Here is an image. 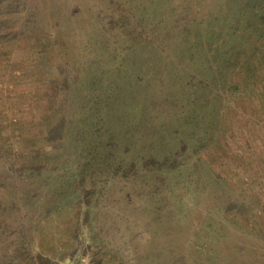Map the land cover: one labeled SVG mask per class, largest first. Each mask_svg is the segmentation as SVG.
I'll return each mask as SVG.
<instances>
[{
	"label": "rangeland",
	"instance_id": "obj_1",
	"mask_svg": "<svg viewBox=\"0 0 264 264\" xmlns=\"http://www.w3.org/2000/svg\"><path fill=\"white\" fill-rule=\"evenodd\" d=\"M10 1L26 14L22 0H0V15ZM255 1L80 0L82 12L106 7L120 23L103 26L104 37L91 22L70 33L68 63L98 56L104 73L92 80L93 97L76 82L61 97L65 107L112 122V152L129 176L57 185L68 199L49 198L53 185L37 190L38 214L27 219L42 236L23 251L19 227H0V264H264V72L249 71L252 87L229 89L250 55L214 48L235 16L243 25L263 11L264 0ZM15 32L0 21V170L16 177L19 153L39 148L41 141L24 143L52 110L56 80L42 72L45 58L25 59L29 46ZM101 89L116 91L111 108L101 109ZM52 197L68 206L42 223Z\"/></svg>",
	"mask_w": 264,
	"mask_h": 264
},
{
	"label": "trees",
	"instance_id": "obj_2",
	"mask_svg": "<svg viewBox=\"0 0 264 264\" xmlns=\"http://www.w3.org/2000/svg\"><path fill=\"white\" fill-rule=\"evenodd\" d=\"M253 1L255 0H247L248 3ZM22 2L24 6H27L24 8L27 9L26 14L21 16L14 9L17 5L11 2L9 7L7 5L6 12L0 15V21L3 22V26L15 28L17 30L15 33L21 35V39L19 37L17 39L29 46V55L25 59L38 64L45 58V65H42L41 70L56 80L54 81L56 88L52 110L42 115L39 119L40 125L36 124L30 139L24 143L36 144L41 141L37 143L39 148L34 154L29 150H24V154L19 153L21 158L18 157L22 163L19 165L21 168L16 177L14 174L9 175V170H0V177H2L1 174L5 175L0 181V227H19L16 232L24 236L21 248L26 251L30 245L32 246V240H36V234L41 237L43 233L41 226L40 230L37 227L38 221L33 223V220L27 219L31 216L32 219L38 214L33 209L34 203L32 202L40 196L37 190L40 191L42 187L44 189L47 185H53L47 189L51 193V195L48 194L49 198L54 196L68 199L71 197L70 190L65 189V186L57 185H86L85 183L95 176H99L103 184H110L120 178L128 177L129 173L125 172L122 175L123 169L115 161L116 152L113 153L112 149L115 147L113 141L116 139L117 132L111 130L112 122L109 119L107 123L102 121L104 118L100 117L101 113L93 116V110L89 108H85V111L65 107L61 97L65 96V91L69 89L72 82H76L75 90L83 95H87V92L91 90L89 94L92 93L91 97H93L96 90H93L94 81L92 80L93 78L97 80V77L104 73L101 68V59L98 56H89L87 59L86 56H80L76 59L77 61L68 63L70 60L67 52L68 38L77 32H82L88 22L94 24V31L100 37L107 36L109 30H103V26L117 27L120 20L110 15L106 7L103 9L95 6L93 10L88 8L91 13H88L89 10L82 12L80 7H77L80 0H22ZM257 2L253 3L257 4ZM237 16H235L237 23L233 30L224 34L223 40L219 41L218 45H214L217 49L224 47L231 49L234 54L243 49L250 55L247 60L240 62V74H237V79L234 81L232 78L229 82L228 86L231 85L229 89L233 86L234 90L240 87H252L254 84L252 77L255 75L249 74V71L253 72L261 67L264 72V8L263 11L259 10L255 15L251 14L250 17L244 18L243 25L239 23L240 17ZM77 22L80 23L76 24ZM93 34L95 33L89 35V40L94 39ZM99 38L95 37L96 42ZM62 43L66 44V50ZM69 64H73L74 67H70ZM87 71L89 77L85 75ZM115 74L120 76L121 73L115 72ZM98 82L102 85V82L99 80ZM105 92L107 93L104 94ZM91 97L90 101L94 100ZM115 97L116 91L112 89H104V91L101 89L99 95H96L99 103L100 101L105 102V106H101L104 110L108 106L111 108ZM93 109L100 112L97 107ZM114 109L119 111L118 108L114 107ZM85 114L87 116L84 118ZM99 122L106 123L104 128H102L103 125L101 128L98 126ZM36 135H39L38 138ZM44 146L47 149L40 150ZM66 170L69 172H65ZM76 195L75 198L78 199L80 194ZM54 197L49 203L44 204L43 211L39 212L45 215L41 220L42 223L47 219L60 216L56 214L68 206L66 202L65 207L54 204L52 201ZM81 210L82 208L79 209L80 212ZM16 216L21 220H15ZM71 218L74 219V216Z\"/></svg>",
	"mask_w": 264,
	"mask_h": 264
}]
</instances>
